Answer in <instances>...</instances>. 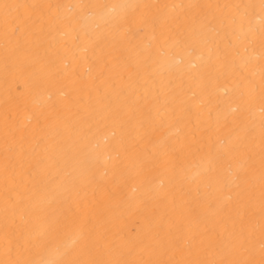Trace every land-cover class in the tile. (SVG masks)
<instances>
[{
    "label": "snow or ice",
    "instance_id": "6c2138e0",
    "mask_svg": "<svg viewBox=\"0 0 264 264\" xmlns=\"http://www.w3.org/2000/svg\"><path fill=\"white\" fill-rule=\"evenodd\" d=\"M0 264H264V0H0Z\"/></svg>",
    "mask_w": 264,
    "mask_h": 264
},
{
    "label": "bare ground",
    "instance_id": "6f19581e",
    "mask_svg": "<svg viewBox=\"0 0 264 264\" xmlns=\"http://www.w3.org/2000/svg\"><path fill=\"white\" fill-rule=\"evenodd\" d=\"M24 85H23V83L21 84V87H23Z\"/></svg>",
    "mask_w": 264,
    "mask_h": 264
}]
</instances>
